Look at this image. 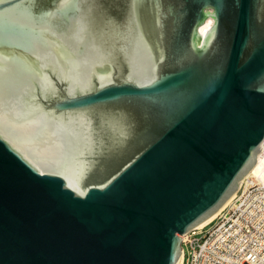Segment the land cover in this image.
Returning a JSON list of instances; mask_svg holds the SVG:
<instances>
[{
	"label": "water",
	"instance_id": "95a60500",
	"mask_svg": "<svg viewBox=\"0 0 264 264\" xmlns=\"http://www.w3.org/2000/svg\"><path fill=\"white\" fill-rule=\"evenodd\" d=\"M264 148V0H0V264H176Z\"/></svg>",
	"mask_w": 264,
	"mask_h": 264
},
{
	"label": "built area",
	"instance_id": "2783aa9c",
	"mask_svg": "<svg viewBox=\"0 0 264 264\" xmlns=\"http://www.w3.org/2000/svg\"><path fill=\"white\" fill-rule=\"evenodd\" d=\"M180 264H264V183L245 175L210 223L181 235Z\"/></svg>",
	"mask_w": 264,
	"mask_h": 264
},
{
	"label": "bare ground",
	"instance_id": "6f19581e",
	"mask_svg": "<svg viewBox=\"0 0 264 264\" xmlns=\"http://www.w3.org/2000/svg\"><path fill=\"white\" fill-rule=\"evenodd\" d=\"M248 175L253 176L258 183H264V148L261 149L260 152L258 153L255 164L248 171L246 176ZM233 195L234 193L228 198V200L222 205V207L214 215H212L210 218H208L204 222L200 223L196 228L203 227L206 224L210 223L215 218V216L219 213V211H221V209L231 201V199L233 198ZM180 263H181V255L176 264H180Z\"/></svg>",
	"mask_w": 264,
	"mask_h": 264
},
{
	"label": "snow or ice",
	"instance_id": "6c2138e0",
	"mask_svg": "<svg viewBox=\"0 0 264 264\" xmlns=\"http://www.w3.org/2000/svg\"><path fill=\"white\" fill-rule=\"evenodd\" d=\"M65 3H67V0H65Z\"/></svg>",
	"mask_w": 264,
	"mask_h": 264
}]
</instances>
